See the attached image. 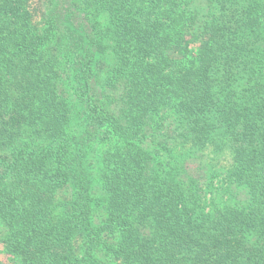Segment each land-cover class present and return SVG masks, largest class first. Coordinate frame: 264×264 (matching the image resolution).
Listing matches in <instances>:
<instances>
[{"label":"trees","instance_id":"trees-1","mask_svg":"<svg viewBox=\"0 0 264 264\" xmlns=\"http://www.w3.org/2000/svg\"><path fill=\"white\" fill-rule=\"evenodd\" d=\"M39 1L0 0V264H264V0Z\"/></svg>","mask_w":264,"mask_h":264},{"label":"rangeland","instance_id":"rangeland-1","mask_svg":"<svg viewBox=\"0 0 264 264\" xmlns=\"http://www.w3.org/2000/svg\"><path fill=\"white\" fill-rule=\"evenodd\" d=\"M30 9L32 10L34 14V18L39 24L41 19V14L43 13V5L42 2L39 0H32L30 4ZM95 220L99 223L102 220V215L99 211H95Z\"/></svg>","mask_w":264,"mask_h":264}]
</instances>
